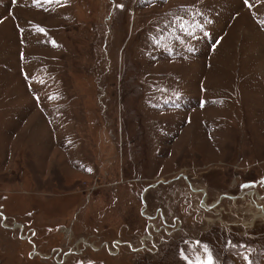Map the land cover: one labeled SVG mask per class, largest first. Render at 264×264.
<instances>
[{
    "label": "rangeland",
    "instance_id": "1",
    "mask_svg": "<svg viewBox=\"0 0 264 264\" xmlns=\"http://www.w3.org/2000/svg\"><path fill=\"white\" fill-rule=\"evenodd\" d=\"M262 180L264 0H0V264H264Z\"/></svg>",
    "mask_w": 264,
    "mask_h": 264
},
{
    "label": "snow or ice",
    "instance_id": "2",
    "mask_svg": "<svg viewBox=\"0 0 264 264\" xmlns=\"http://www.w3.org/2000/svg\"><path fill=\"white\" fill-rule=\"evenodd\" d=\"M34 3H40V0H33ZM45 3H52L54 2V0H44ZM56 2H58V0H56ZM245 2H247V0H245ZM41 31H43V29H40ZM261 183H264V180L261 181ZM246 186V185H245ZM206 253L207 250L205 249ZM194 264H213V260L212 257L210 255L206 254V257L203 260H200L199 258L194 261Z\"/></svg>",
    "mask_w": 264,
    "mask_h": 264
}]
</instances>
